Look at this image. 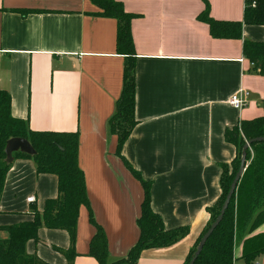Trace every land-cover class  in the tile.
<instances>
[{
	"label": "crops",
	"instance_id": "obj_1",
	"mask_svg": "<svg viewBox=\"0 0 264 264\" xmlns=\"http://www.w3.org/2000/svg\"><path fill=\"white\" fill-rule=\"evenodd\" d=\"M116 1L136 15L130 22L136 124L121 155L150 183V205L164 227H188L174 245L143 250L138 264H183L209 219L207 207L221 194V164L236 155L225 130L264 113V76L242 53L243 40L264 42V25L244 24L242 39L213 38L197 19L202 0ZM207 1L211 18L242 20L244 0ZM98 12L90 0H0V90L10 94L11 115L27 119L33 131L79 134L89 210L79 209L73 264H97L88 255L96 231L89 213L106 234L108 259L125 257L139 235L144 195L109 132L124 56L116 50V19ZM240 88L249 96L236 109L228 100ZM56 197L55 175L37 173L31 159H14L0 196V239L8 236L3 227L31 221L33 207L40 212ZM258 233L264 223L252 235ZM69 247L66 230L40 227L25 251L45 264H67L55 248ZM234 247V264H244ZM254 264H264V254Z\"/></svg>",
	"mask_w": 264,
	"mask_h": 264
},
{
	"label": "trees",
	"instance_id": "obj_2",
	"mask_svg": "<svg viewBox=\"0 0 264 264\" xmlns=\"http://www.w3.org/2000/svg\"><path fill=\"white\" fill-rule=\"evenodd\" d=\"M101 12L97 14L115 18L117 21L116 50L124 56L122 89L116 101L114 114L108 121L109 132L116 136V155L124 162L132 175L143 186L144 195L141 202L140 216L136 220L139 235L125 257L110 261L108 259L107 238L103 228L96 224L91 213L89 218L96 231L89 242L88 255L97 264H138L140 254L149 248L169 247L188 234V227L166 229L163 221L150 205V183L145 181L121 155V148L129 137L136 121L134 119V49L130 31V22L136 17L124 11L122 4L116 0H90ZM204 3L197 19L208 25L213 38L242 39V27L264 25V0H244L241 21L215 20L209 15V3ZM42 12L41 10H23ZM242 53L253 64L252 69L264 76V42L243 40ZM264 112V101L262 103ZM264 136V113L262 116L242 120L224 132V138L236 148V155L230 164H221L219 185L221 194L218 200L207 207L209 219L198 239L190 248L183 264L193 257L196 247L206 230L217 217L225 195L238 169L242 147L245 141ZM26 139L34 154L21 151L12 153V161L17 158L31 159L37 173L53 174L57 177V197L45 201L42 211L32 208L33 219L28 222L10 225L2 229L8 233L0 239V264H45L34 255H28L25 245L28 240H36L38 229H63L68 232L70 247L66 250L55 248L64 254L67 264H73L75 252L73 244L76 238V223L79 209L85 206L89 210L84 173L78 165L77 131L53 132L33 131L27 119L11 115V98L5 90H0V196L4 187L6 173L12 161H6L5 146L10 138ZM250 148L255 150L254 157L247 164L233 194L222 220L206 240L194 264H234V240L238 232L251 233L264 223V141L254 142L246 151V161ZM264 254V233L249 237L244 242L240 259L244 264H254L255 259Z\"/></svg>",
	"mask_w": 264,
	"mask_h": 264
},
{
	"label": "water",
	"instance_id": "obj_3",
	"mask_svg": "<svg viewBox=\"0 0 264 264\" xmlns=\"http://www.w3.org/2000/svg\"><path fill=\"white\" fill-rule=\"evenodd\" d=\"M260 141H264V136L252 138V139L245 141V143L242 147L238 169L234 175L232 182L230 183L229 189L225 195V199L221 205L219 213H218L217 217L215 218V220L211 223L210 227L202 235V237L198 243V246L196 247V250L194 252L193 257L190 259V261L187 264H194V261L197 258L198 254L200 253V251H201L203 245L205 244L206 240L211 235V233L216 228V226L219 224V222L222 220L223 214H224L225 210L227 209L228 204H229L233 194L235 193L236 186H237V184H238V182H239V180H240V178H241V176H242V174H243V172L247 166L246 151L249 149V147L252 143L260 142ZM16 151H21V152L31 154V155L35 153L34 149L30 145V143L26 139L20 138V137L10 138L7 141V144L5 146V154H6V161L7 162L12 161V153L16 152Z\"/></svg>",
	"mask_w": 264,
	"mask_h": 264
},
{
	"label": "built area",
	"instance_id": "obj_4",
	"mask_svg": "<svg viewBox=\"0 0 264 264\" xmlns=\"http://www.w3.org/2000/svg\"><path fill=\"white\" fill-rule=\"evenodd\" d=\"M253 66V64L251 63ZM249 96V92L245 89L240 88L236 93H233L228 102L231 106L235 107L236 109H241L247 104V99ZM28 202H34V197L30 196L27 198Z\"/></svg>",
	"mask_w": 264,
	"mask_h": 264
},
{
	"label": "rangeland",
	"instance_id": "obj_5",
	"mask_svg": "<svg viewBox=\"0 0 264 264\" xmlns=\"http://www.w3.org/2000/svg\"><path fill=\"white\" fill-rule=\"evenodd\" d=\"M250 152H249V158H248V161H246V163L247 164H249V161L254 157V155H255V150L254 149H252V148H250V150H249ZM261 225V224H260ZM259 225V226H260ZM258 226V227H259ZM257 227V228H258ZM256 228V229H257ZM255 229V230H256ZM254 231H252L251 233H240V232H238V234H237V236L235 237V240H234V246H236V248H238L239 249V253H240V256H241V254H242V251H243V247H244V242L249 238V237H252L253 235H252V233H253ZM234 249H235V247H234ZM233 252H234V250H233ZM234 254V253H233ZM236 264H241V262L240 261H237L236 262Z\"/></svg>",
	"mask_w": 264,
	"mask_h": 264
}]
</instances>
